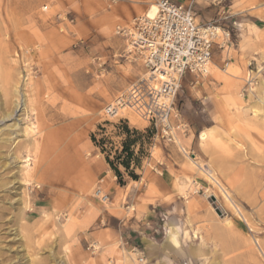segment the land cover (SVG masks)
Wrapping results in <instances>:
<instances>
[{
	"label": "rangeland",
	"instance_id": "1",
	"mask_svg": "<svg viewBox=\"0 0 264 264\" xmlns=\"http://www.w3.org/2000/svg\"><path fill=\"white\" fill-rule=\"evenodd\" d=\"M150 3L0 0V264H264V0L193 1L231 43L168 131L103 111L145 73L116 31Z\"/></svg>",
	"mask_w": 264,
	"mask_h": 264
},
{
	"label": "built area",
	"instance_id": "2",
	"mask_svg": "<svg viewBox=\"0 0 264 264\" xmlns=\"http://www.w3.org/2000/svg\"><path fill=\"white\" fill-rule=\"evenodd\" d=\"M193 1L184 5L154 0L157 11L153 16H135L130 25L117 27V34L127 43V53L141 58L145 73L105 105L107 117H117L126 107L156 129L168 131L182 77L206 76L214 48L223 51L231 43L225 27L197 21ZM100 194L97 189L96 195ZM100 198L106 201L108 196Z\"/></svg>",
	"mask_w": 264,
	"mask_h": 264
},
{
	"label": "bare ground",
	"instance_id": "3",
	"mask_svg": "<svg viewBox=\"0 0 264 264\" xmlns=\"http://www.w3.org/2000/svg\"><path fill=\"white\" fill-rule=\"evenodd\" d=\"M156 11H157V9H156V5L154 4V3H150L149 4V6H148V8H147V10H146V12L145 13H147V15L148 16H153L155 13H156ZM262 84L264 85V81L262 82ZM122 93V92H121ZM121 93H119V94H121ZM118 94V95H119ZM117 95V96H118ZM18 100V99H17ZM16 100V101H17ZM20 100L16 103V105H14V106H16V107H19L20 108ZM8 108H9V104H8ZM128 108H126V107H124V108H122V109H120V111H118V114H122L123 112H125L126 110H127ZM130 111H132L131 109H129ZM12 111V110H11ZM133 112V111H132ZM7 113V112H6ZM11 114V112L9 113V111H8V114H7V116L8 115H10ZM203 137V136H202ZM204 138V137H203ZM209 174V173H208ZM211 176V175H210ZM209 176V177H210ZM214 179V178H213ZM226 197V196H225ZM175 228V227H174ZM174 228H172V227H169V229H168V231H167V234H166V242H174V243H177V241H176V233L175 232H177V231H174L175 229ZM178 237V236H177Z\"/></svg>",
	"mask_w": 264,
	"mask_h": 264
},
{
	"label": "crops",
	"instance_id": "4",
	"mask_svg": "<svg viewBox=\"0 0 264 264\" xmlns=\"http://www.w3.org/2000/svg\"><path fill=\"white\" fill-rule=\"evenodd\" d=\"M176 2H178V3H188L189 2V0H176ZM252 16H254L255 18H257L258 20H259V18L258 17H256V15H252ZM239 24H241V22H239ZM249 27L250 28H254V29H257V30H259V31H264V24H261V26L259 25V24H257V22H256V20L255 21H253V20H251L250 18H249ZM238 39L236 40L237 41V43H238V45H240V44H242V43H244L243 42V40H241V33L239 32V34H238ZM248 47H250V45H248ZM263 87H264V85H263ZM206 134H207V132L206 131H202L201 133H200V139L203 141V139H205V137H206ZM204 138H203V137Z\"/></svg>",
	"mask_w": 264,
	"mask_h": 264
},
{
	"label": "trees",
	"instance_id": "5",
	"mask_svg": "<svg viewBox=\"0 0 264 264\" xmlns=\"http://www.w3.org/2000/svg\"><path fill=\"white\" fill-rule=\"evenodd\" d=\"M125 131H126V134H127V139L125 140V142H124V151H127L128 150V148H129V144L130 143H132L134 140L133 139H130V130L129 129H127L126 127H125ZM134 133V132H133ZM130 154V153H129ZM109 163H110V165L111 166H113L112 165V163L109 161ZM121 164L125 167V168H128V161L127 160H123L122 162H121ZM112 169L115 171V173H116V175L118 176V177H120V171L117 169V167H112ZM119 183L120 184H122V182L119 180Z\"/></svg>",
	"mask_w": 264,
	"mask_h": 264
}]
</instances>
